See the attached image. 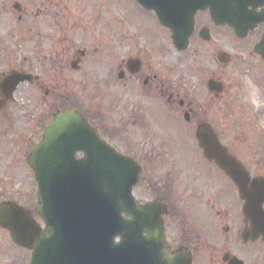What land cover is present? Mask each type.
I'll return each mask as SVG.
<instances>
[{
  "label": "flooded vegetation",
  "instance_id": "af4514ba",
  "mask_svg": "<svg viewBox=\"0 0 264 264\" xmlns=\"http://www.w3.org/2000/svg\"><path fill=\"white\" fill-rule=\"evenodd\" d=\"M247 7L249 22L259 23L240 36L232 0H213L212 8L196 13L188 47L181 50L172 29L137 0H0V205L27 209L36 225L32 232L40 233L30 248L0 224V264H34L37 248L40 259L50 254L43 252L50 242H56L53 264L88 263L84 237L73 239L71 252L59 249L38 210L40 183L29 163L60 110L79 111L118 153V164L139 172L132 189L136 205H155L167 253L185 251L192 264H264V197L253 221L234 181L199 147L195 132L204 121L194 127L189 105L201 103L192 93V76L204 63L203 48L218 63L204 71L206 86L210 79L222 82L219 98L229 88L224 69L234 57L223 48L214 52L220 31L227 46L236 39L245 57L260 60L264 82V52H255L264 42V0H249ZM11 14L18 54L7 47ZM220 18L226 23H217ZM13 75L23 80L17 83ZM212 127L243 163L246 188L264 191V127L247 121L245 153L225 143L219 125ZM74 154L78 162L86 157L82 149ZM93 256L97 264L101 254Z\"/></svg>",
  "mask_w": 264,
  "mask_h": 264
},
{
  "label": "water",
  "instance_id": "95a60500",
  "mask_svg": "<svg viewBox=\"0 0 264 264\" xmlns=\"http://www.w3.org/2000/svg\"><path fill=\"white\" fill-rule=\"evenodd\" d=\"M148 9L155 10L162 23L174 30L177 45L185 48L193 29L194 14L207 8L213 0H137ZM249 0H232L242 16L236 15L238 34L253 28L246 10ZM213 15L214 11L212 10ZM240 17H243L241 19ZM185 34V36L182 35ZM262 44L256 51L263 54ZM16 82L21 76L14 75ZM13 80V79H12ZM210 91L219 95L222 84L214 80L208 83ZM196 137L204 155L221 167L237 184L242 198L247 196L251 214L259 209L264 191H251L244 184L242 163L222 145L211 125L204 123L197 128ZM82 149L86 157L76 161L75 151ZM120 156L103 141L98 131L90 126L78 111H60L47 129L44 141L29 158L37 172L42 199L38 210L53 237L58 238L59 249L71 252L73 239L84 237V249L90 255L87 264H94V253L101 254L97 264H191L185 252L168 254L164 238L163 220L153 214L155 205L137 207L132 188L140 178L135 170L118 164ZM131 219H125L122 212ZM253 220H255L253 218ZM0 224L12 230L19 243L35 248L31 237L36 228L27 210L16 203L0 205ZM32 232V233H31ZM144 232L149 235L145 236ZM122 235L121 242L116 238ZM45 236V234H44ZM90 245V246H89ZM48 256L40 259L37 248L34 264H53L52 253L56 242L44 245ZM68 256V255H67ZM66 256V261L70 259ZM51 257V258H49Z\"/></svg>",
  "mask_w": 264,
  "mask_h": 264
},
{
  "label": "rangeland",
  "instance_id": "374dc122",
  "mask_svg": "<svg viewBox=\"0 0 264 264\" xmlns=\"http://www.w3.org/2000/svg\"><path fill=\"white\" fill-rule=\"evenodd\" d=\"M11 28L8 35L7 47L11 53L20 51L18 44V24L16 15L11 14ZM219 43L214 46V52L223 48L229 51L234 57L233 62L226 67L225 78L228 82V90L219 99L211 97V93L207 89L206 81L203 79L204 71L210 68H218L215 57H208L205 48L204 56L199 57L201 66L196 67L193 72L192 79L196 86L193 94L201 103H189L192 109V123L195 126L201 121L214 123L219 125L223 133L225 143L236 147L240 152H247L248 146H245L244 133L247 121L254 122L257 126L264 127V82L261 73L262 66L259 59H253L249 56L245 57L243 53V43L236 39H231V47L226 45V41H222L221 31L218 33ZM196 43V42H195ZM194 48V47H193ZM241 57V58H239ZM171 61L173 60L171 56ZM199 63V64H200ZM219 73L221 71H218ZM255 91V102L250 98L251 90ZM213 96V95H212ZM192 97V94H191ZM254 103H259L258 107ZM32 206V205H30Z\"/></svg>",
  "mask_w": 264,
  "mask_h": 264
},
{
  "label": "bare ground",
  "instance_id": "6f19581e",
  "mask_svg": "<svg viewBox=\"0 0 264 264\" xmlns=\"http://www.w3.org/2000/svg\"><path fill=\"white\" fill-rule=\"evenodd\" d=\"M256 94H255V91L252 89L251 91H250V93H249V96H250V98L255 102V98H256V96H255ZM255 105H257V107H258V104L259 103H254Z\"/></svg>",
  "mask_w": 264,
  "mask_h": 264
}]
</instances>
